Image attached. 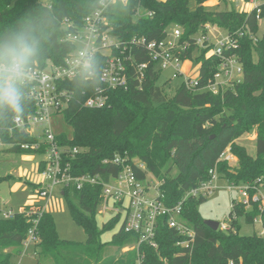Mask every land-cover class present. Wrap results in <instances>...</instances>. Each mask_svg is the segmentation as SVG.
Here are the masks:
<instances>
[{"label":"trees","instance_id":"16d2710c","mask_svg":"<svg viewBox=\"0 0 264 264\" xmlns=\"http://www.w3.org/2000/svg\"><path fill=\"white\" fill-rule=\"evenodd\" d=\"M206 1L128 0L127 4L122 3L128 9L126 13L108 15L112 32L122 41L134 36L162 40L169 27L179 25L184 32L183 40L190 42L184 50L183 61L196 59L200 64L198 84L189 88L184 82L169 96L166 86L159 84L160 71H153L151 67L142 90L134 85L129 89H104L109 96L108 104L89 108L85 101L98 88H103L101 84L77 92L70 81L62 82L60 85L72 94L61 112L72 128V135L60 132L57 139L70 150L79 149L74 156L68 154L65 159L73 176L100 175L103 181H108L121 169L110 162L115 156L130 161L137 158L161 182L160 190L169 205L176 204L189 190L210 179L209 171L213 168L229 182L264 184V31L259 35L260 24L264 23V5L260 12L255 8L250 12L234 7L230 10L229 4L224 10H210L204 5ZM37 2L0 0V25L12 23L17 15L37 6ZM88 3L89 0H51L49 7L39 0L40 5L53 11L62 10L65 18L70 16L81 26L89 14ZM117 3L120 2L113 5ZM138 9L153 14L138 16ZM207 25L238 33L235 38L239 40V48L227 53L237 55L242 63L243 79L218 94L202 88L214 78L221 59L207 56L204 49L193 56L194 37L203 33ZM138 52L142 55L138 54L140 61L148 58L145 49ZM48 61L60 64L55 55L49 56ZM35 111L36 104L30 99L24 116ZM254 130L256 155H251L236 140ZM0 140L8 145L0 148L3 149L0 154L4 150L44 154L46 150L43 145L39 149L10 145L17 141L32 144L38 139L7 120L0 121ZM227 148L238 158L234 167L228 161H218ZM39 164V169L46 165L44 160ZM135 168L141 177L145 175ZM173 169H177L175 175ZM9 178L12 176L1 177L0 181ZM101 192V185L78 189L73 184L63 188L72 218L84 229L87 240L83 243L61 238L53 214L45 211L38 225L40 242L36 264H137L139 255H143V264H264L263 235L258 231L241 234L239 220L231 223L230 231L212 229L199 211V205L206 198L193 196L184 202L182 216L196 230L194 246H177L176 242L183 236L163 218L157 230V249L144 242L138 249L115 258L109 254L112 248L122 250L138 245L140 235L118 228L111 240H102V234L112 231L120 219L115 216L102 226L98 224ZM33 206H22L23 210L14 218L0 217V264H11L12 257L21 253L31 227ZM235 211L250 224L255 217L262 216L264 225V210L257 205L247 212L245 206L238 204Z\"/></svg>","mask_w":264,"mask_h":264},{"label":"built area","instance_id":"2783aa9c","mask_svg":"<svg viewBox=\"0 0 264 264\" xmlns=\"http://www.w3.org/2000/svg\"><path fill=\"white\" fill-rule=\"evenodd\" d=\"M50 6L51 0H43ZM241 0H229L236 3ZM253 5L258 12L261 11L264 2L259 0H244ZM112 4L120 2L127 4L128 0H111ZM253 8V9H254ZM139 11V10H138ZM147 12L146 15H152ZM139 16H142L139 15ZM94 15L85 16L82 27L96 22ZM99 23L102 30L98 33V50L102 53L104 59V73L101 86L94 94L89 96L85 101V106L89 108H102L108 104V89H129L134 85L137 89L142 90L148 70L152 67L153 71H164L171 69L172 77L177 78L183 75L181 65L184 50L189 47L190 42L183 40L184 32L179 25L169 27L166 31V37L162 40H148L147 37L134 36L130 40H120L112 32L108 15H101ZM207 30V31H206ZM203 33L195 35L194 43L196 50L210 48L207 56L215 55L221 59L218 71L214 78L203 90H209L215 94L223 92L235 82L243 79V65L235 54H228L239 48V40L235 35L216 26L207 25ZM243 35V32L239 33ZM256 40V38H255ZM137 49H145L148 58L140 61L141 52ZM195 55V52L193 53ZM47 73L46 82L43 86H34L30 91V99L36 104V111L23 116L18 126L15 128L22 129L27 132L28 127L34 125H42L44 127L43 137H37L38 141L30 144L24 142H15L10 145H18L21 148L39 149L42 145L46 146L45 159L46 163L43 169H39L41 176L40 188L38 194L40 197L50 199L54 188L61 184L63 188L69 185H75L78 189H82L86 185H101L102 200L105 203V209L113 211L115 216H119V228H123L126 232H134L140 235L139 244L133 245L132 249H138L141 243H147L151 247L158 248L157 230L159 222L165 218L170 228L175 229L183 238L176 242V245L182 248L192 247L196 240V230L182 216L184 202L187 198L204 197L207 198L217 188L214 182L220 177L215 168L209 171L211 178L201 182L198 186L189 190L186 195L176 204L169 205L165 202L164 195L160 190L161 182L149 172L147 166L142 161H130L127 158L115 156L110 162L121 167L116 175H111L108 181H103L100 175L84 174L81 176H73L70 172V164H65L68 154L74 156L79 152L78 148L69 149L57 139V134L52 127V117L61 113L66 108L72 94L69 90L60 84L69 81L65 76L61 64L56 65L48 61L45 65ZM200 70V69H199ZM240 76V78H239ZM242 76V77H241ZM199 77V75H198ZM196 79L186 78V85L189 88H195L198 84ZM105 89V90H104ZM201 90V89H200ZM28 133V132H27ZM31 136H35L33 132H29ZM5 145L0 140V148ZM218 161H228L230 165L238 162V158L227 148L220 156ZM104 163H109L104 160ZM135 166L144 172V176L137 173ZM48 180L44 184L43 180ZM229 190L237 189L241 195L240 200H234L231 212L228 213L225 221L219 222L218 229L230 231L231 223L240 218L236 214L235 208L238 204L245 206L247 212L252 211L255 205L264 210V184L262 183H243L242 185L229 182ZM31 213V227L23 241L21 256L26 254L36 256L38 254V244L40 242L38 225L40 218L46 211L47 205L33 204ZM19 210L9 209L4 212L3 218H14ZM260 224L261 230L259 234L264 236V225L262 216L254 218V223ZM21 258V260H22ZM19 262L21 264L22 262ZM137 264H143V255L138 256ZM168 264V263H167Z\"/></svg>","mask_w":264,"mask_h":264},{"label":"clouds","instance_id":"9594fccd","mask_svg":"<svg viewBox=\"0 0 264 264\" xmlns=\"http://www.w3.org/2000/svg\"><path fill=\"white\" fill-rule=\"evenodd\" d=\"M88 13L97 19L82 27L65 18L62 10L39 4L0 25V121L18 126L30 102L34 86L46 82L45 65L51 55L61 64L75 91L101 84L104 59L98 50L101 15L124 14L125 5L111 0H89ZM58 37V39H54Z\"/></svg>","mask_w":264,"mask_h":264},{"label":"rangeland","instance_id":"374dc122","mask_svg":"<svg viewBox=\"0 0 264 264\" xmlns=\"http://www.w3.org/2000/svg\"><path fill=\"white\" fill-rule=\"evenodd\" d=\"M259 1L264 2V0ZM227 4H229V0H207L204 3V5L210 10H224L226 9ZM231 5L239 11L250 12L253 9L252 4L244 0L236 3L234 2ZM192 6L194 7L195 3H193ZM138 10L136 13L138 16L141 14H146V12L142 9ZM263 31L264 23L261 22L259 35H261ZM209 49L210 48L204 49L205 54L208 53ZM200 53V49L195 51V55H199ZM199 68V62L196 59H187L182 62L181 65V70L184 72L183 75L173 78V71L171 69H165L161 72L159 84L166 86V91L169 96L173 95L177 88L186 81V78L196 79L198 77ZM52 127L56 134L65 132L69 136L72 135V128L66 123L62 113H58L52 117ZM43 130L44 127L42 125H34L28 127L27 132L29 133L32 131L35 136L43 137ZM256 138V130H254L253 132H247L243 134L236 140V142L238 144L244 145L251 155H256ZM45 157V153H16L7 150L1 152L0 178L7 175L12 176V178L0 181V217H3L4 212L9 209H14L17 211L22 206L28 205L32 202H35V204L40 203L47 205V209L53 214L56 220L59 236L63 239L84 243L87 240V235L84 229L72 218L68 203L62 194L63 185L58 184L54 188L50 199L40 197L38 194V189L41 186L39 182L42 178L39 174V171L36 169V166L41 160L45 159ZM133 160L137 162L140 161L137 158H134ZM233 164L234 165L230 166L234 167L238 164V162L236 161ZM176 173L177 169H173L172 174L175 175ZM43 181V185L48 182V180L45 179ZM242 184L243 183H240V185ZM214 185L217 188L212 194L207 196L205 201L199 205V211L205 220L211 219L222 222L226 220L228 213L232 209L233 201L240 200L241 195L237 189L232 191L229 190V181L226 178H217L214 182ZM104 206L105 203L103 200H101L97 215V221L100 226H102L104 222L115 217V213L105 209ZM239 223L241 225V234H252L258 230H261L260 224L253 225L247 223L244 218H240ZM119 226L120 224L113 230H118ZM111 236L112 232L106 231L102 234V240L108 241ZM130 250H132V248H124L122 250L119 248H112L109 254H112L115 258H118ZM21 258V254L14 255L11 259V264H19ZM21 262L22 264L36 263L34 256L30 254L24 255Z\"/></svg>","mask_w":264,"mask_h":264},{"label":"water","instance_id":"95a60500","mask_svg":"<svg viewBox=\"0 0 264 264\" xmlns=\"http://www.w3.org/2000/svg\"><path fill=\"white\" fill-rule=\"evenodd\" d=\"M229 7H230V10H232L233 6L231 4ZM205 224H207L208 226H210L214 230H217L219 227V222L215 221V220H211V219H206Z\"/></svg>","mask_w":264,"mask_h":264},{"label":"crops","instance_id":"0c3cea01","mask_svg":"<svg viewBox=\"0 0 264 264\" xmlns=\"http://www.w3.org/2000/svg\"><path fill=\"white\" fill-rule=\"evenodd\" d=\"M229 4H231L230 2H229ZM251 4V3H250ZM230 6V5H229ZM253 6V5H252ZM254 8V7H253ZM251 10V9H250ZM200 65V64H199ZM200 69V68H199ZM40 163V162H39ZM39 165L40 164H38L37 166H36V169L38 170V168H39ZM35 184V183H34ZM35 187V186H34ZM31 204H35V202H32V203H30V204H28V205H31ZM37 204V203H36ZM38 204H40V203H38ZM40 205H43V204H40ZM26 206V205H25ZM46 206V205H45ZM46 211H49L47 208H46ZM117 231V230H116ZM115 230H112L111 232H112V235H113V233L114 232H116ZM111 238H112V236L110 237V239L109 240H111ZM108 240V241H109ZM39 254V253H38ZM38 254L36 255V256H34V258H35V262H36V259H37V257H38ZM30 255H32V254H30ZM36 264V263H35Z\"/></svg>","mask_w":264,"mask_h":264}]
</instances>
